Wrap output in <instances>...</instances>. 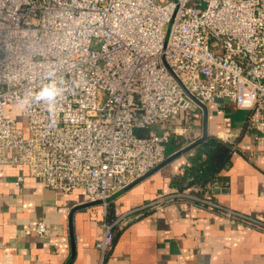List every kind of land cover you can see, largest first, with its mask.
<instances>
[{
	"label": "built area",
	"instance_id": "obj_1",
	"mask_svg": "<svg viewBox=\"0 0 264 264\" xmlns=\"http://www.w3.org/2000/svg\"><path fill=\"white\" fill-rule=\"evenodd\" d=\"M53 80V110L23 104ZM223 99L249 112L247 128L264 144V0H0V164L25 165L56 191L83 189L107 207L167 159L195 109ZM157 122L164 132L143 133ZM178 198L264 227L211 195L172 192L105 222L97 264L116 224ZM36 230L50 231L44 221Z\"/></svg>",
	"mask_w": 264,
	"mask_h": 264
},
{
	"label": "crops",
	"instance_id": "obj_2",
	"mask_svg": "<svg viewBox=\"0 0 264 264\" xmlns=\"http://www.w3.org/2000/svg\"><path fill=\"white\" fill-rule=\"evenodd\" d=\"M193 113L187 132L172 134L167 158L205 133L206 138L232 136L234 152L210 184L211 196L264 221V144L247 128L249 112L223 99ZM177 123H184L183 117ZM173 138L182 142L180 148L171 144ZM191 150L112 196L107 207L90 201L83 189L62 192L48 187L25 165L0 164V264H97L103 224L175 192L191 165ZM19 176L24 180L16 190ZM38 221L47 224V234L37 232ZM113 232L105 264H264V227L232 224L222 213L187 199L134 213Z\"/></svg>",
	"mask_w": 264,
	"mask_h": 264
},
{
	"label": "trees",
	"instance_id": "obj_3",
	"mask_svg": "<svg viewBox=\"0 0 264 264\" xmlns=\"http://www.w3.org/2000/svg\"><path fill=\"white\" fill-rule=\"evenodd\" d=\"M143 133H150L149 131ZM171 144L175 149L182 146V142L173 138ZM190 155L191 165L177 181L175 192L188 191L202 195H212L210 184L219 175L220 171L230 162L234 152L233 144L218 138H206L192 148Z\"/></svg>",
	"mask_w": 264,
	"mask_h": 264
},
{
	"label": "clouds",
	"instance_id": "obj_4",
	"mask_svg": "<svg viewBox=\"0 0 264 264\" xmlns=\"http://www.w3.org/2000/svg\"><path fill=\"white\" fill-rule=\"evenodd\" d=\"M60 95V89L57 87L56 82L53 80L42 87L38 92H36L31 97H26L23 101L25 106L29 105L31 102H44L49 106V110L55 108V102L57 97Z\"/></svg>",
	"mask_w": 264,
	"mask_h": 264
},
{
	"label": "water",
	"instance_id": "obj_5",
	"mask_svg": "<svg viewBox=\"0 0 264 264\" xmlns=\"http://www.w3.org/2000/svg\"><path fill=\"white\" fill-rule=\"evenodd\" d=\"M197 101V100H196ZM198 102V101H197ZM207 137V133H205L203 135L202 138H200L199 140H197L194 143H191L190 145L182 148L181 150H179L178 152L174 153L173 155H171L170 157H168L163 163H161L160 165H158L155 169L151 170L149 173H147L146 175H144L143 177H141L140 179H138L135 183H133L132 185L136 184L137 182L145 179L146 177H148L149 175H151L152 173H154L155 171H157L158 169H160L161 167H163L164 165L168 164L171 160L175 159L176 157H178L179 155H181L184 152H187L189 150H191L192 148H194L195 146H197L198 144H200L201 142H203L205 140V138ZM132 185H130L129 187H131ZM129 187H127L126 189H128ZM124 189V190H126ZM123 190V191H124ZM121 191V192H123ZM119 192V193H121Z\"/></svg>",
	"mask_w": 264,
	"mask_h": 264
},
{
	"label": "rangeland",
	"instance_id": "obj_6",
	"mask_svg": "<svg viewBox=\"0 0 264 264\" xmlns=\"http://www.w3.org/2000/svg\"><path fill=\"white\" fill-rule=\"evenodd\" d=\"M18 119L23 123L25 127H27V123H28L27 117L19 114ZM164 131H165V125L162 122H157L153 124L150 129V133H156V134H160ZM169 150H170V145L167 144L166 153H168Z\"/></svg>",
	"mask_w": 264,
	"mask_h": 264
}]
</instances>
